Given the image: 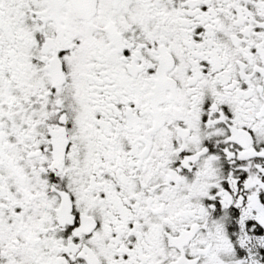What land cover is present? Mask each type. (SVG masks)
Masks as SVG:
<instances>
[{
	"label": "snow or ice",
	"instance_id": "1",
	"mask_svg": "<svg viewBox=\"0 0 264 264\" xmlns=\"http://www.w3.org/2000/svg\"><path fill=\"white\" fill-rule=\"evenodd\" d=\"M0 264H264V0H0Z\"/></svg>",
	"mask_w": 264,
	"mask_h": 264
}]
</instances>
